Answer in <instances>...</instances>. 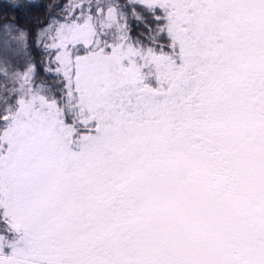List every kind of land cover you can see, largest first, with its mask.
<instances>
[{"label":"snow or ice","instance_id":"snow-or-ice-1","mask_svg":"<svg viewBox=\"0 0 264 264\" xmlns=\"http://www.w3.org/2000/svg\"><path fill=\"white\" fill-rule=\"evenodd\" d=\"M45 13L0 21V264H264V0Z\"/></svg>","mask_w":264,"mask_h":264},{"label":"trees","instance_id":"trees-1","mask_svg":"<svg viewBox=\"0 0 264 264\" xmlns=\"http://www.w3.org/2000/svg\"><path fill=\"white\" fill-rule=\"evenodd\" d=\"M12 2V0H0V21L2 20H14L16 24H19L22 28L32 26V20L39 18L45 19V6L51 5L56 0H39L40 7L25 9L22 11H14L11 8L4 6L6 3ZM16 2L22 3L23 0H16ZM64 2V0H61Z\"/></svg>","mask_w":264,"mask_h":264}]
</instances>
